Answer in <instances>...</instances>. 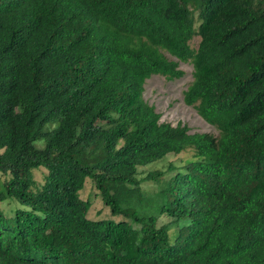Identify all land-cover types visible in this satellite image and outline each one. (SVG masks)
Instances as JSON below:
<instances>
[{"label": "trees", "instance_id": "16d2710c", "mask_svg": "<svg viewBox=\"0 0 264 264\" xmlns=\"http://www.w3.org/2000/svg\"><path fill=\"white\" fill-rule=\"evenodd\" d=\"M178 61L216 135L142 99ZM187 150L153 213L124 204ZM0 175L24 207L0 210V264H264V0H0ZM86 179L117 219L87 217Z\"/></svg>", "mask_w": 264, "mask_h": 264}, {"label": "rangeland", "instance_id": "374dc122", "mask_svg": "<svg viewBox=\"0 0 264 264\" xmlns=\"http://www.w3.org/2000/svg\"><path fill=\"white\" fill-rule=\"evenodd\" d=\"M199 38L193 36L189 45L195 48ZM168 59H175L168 53L163 52ZM178 68L182 70L183 74L179 78L167 79L161 75H151L147 78L143 85L142 99L154 108L160 117L159 120L167 122L171 125L181 123L186 125L190 131L207 132L212 135L217 134V130L206 123L194 110L193 107L186 105L183 102V92L191 81L192 67L189 62L178 61ZM40 145V142L36 143ZM192 158V152L187 150L177 154H167L163 159L141 166L137 168L136 177L139 179V193L135 197H130L124 204H127L130 209H134L138 215L146 216L153 213L155 203H147L149 195L156 192L158 186L164 181L168 180L176 170H182V165L186 160ZM171 169H167L168 165ZM155 171L160 172L156 180H149L146 176ZM44 170L39 168L34 170V178L40 182ZM0 175V179H1ZM81 199H88L90 207L87 212L89 219H117L115 214L110 213L109 208L106 207L90 180L84 181L83 187L78 192ZM15 208H24L17 201L13 199H5L0 201V210L5 215H12ZM168 221L166 215H161L157 223L161 224Z\"/></svg>", "mask_w": 264, "mask_h": 264}]
</instances>
